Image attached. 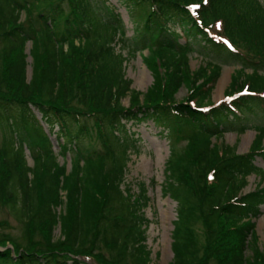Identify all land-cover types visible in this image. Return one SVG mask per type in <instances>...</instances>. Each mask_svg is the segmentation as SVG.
<instances>
[{
    "label": "trees",
    "instance_id": "trees-1",
    "mask_svg": "<svg viewBox=\"0 0 264 264\" xmlns=\"http://www.w3.org/2000/svg\"><path fill=\"white\" fill-rule=\"evenodd\" d=\"M101 1L102 7L94 0H0V209L22 224L25 237L22 244L0 233V264H151L147 186L135 193L126 183L137 141L127 123L145 120L168 124L177 141H187L183 151L171 149L165 169L163 189L177 202L171 264H264L256 235L264 170L255 164L264 157V126L246 153L219 142L230 129L248 128L236 121L264 113L263 1L124 0L136 39L126 37L116 8ZM30 39H40L43 50L35 52L38 72L28 80ZM130 39L134 50L148 48L154 57L156 82L143 98L126 76L123 47ZM198 39L242 64L220 103L212 94L223 64L208 60L193 69ZM184 84L189 94L178 101ZM45 124L60 151L74 158L72 172L59 161ZM252 174L261 181L244 193ZM62 190L70 205L65 238L55 240Z\"/></svg>",
    "mask_w": 264,
    "mask_h": 264
},
{
    "label": "rangeland",
    "instance_id": "rangeland-1",
    "mask_svg": "<svg viewBox=\"0 0 264 264\" xmlns=\"http://www.w3.org/2000/svg\"><path fill=\"white\" fill-rule=\"evenodd\" d=\"M96 1L100 7L103 2L101 0ZM106 3L113 5L116 8V12L123 18L126 27V37L139 38V30L135 22L130 19L131 8L127 6L124 0H106ZM264 3V0H262ZM112 6V7H113ZM100 12L105 13L106 18L110 15L109 11L104 8V11L100 9ZM21 20L25 22L26 26V14L23 13ZM135 31L137 33H135ZM180 41H184L183 37H180ZM129 46L123 47V53L128 56V62L126 67V76L132 80L131 88L140 93V97L143 96L153 87L156 82L154 75V67L151 61L153 55H151L148 48L146 49H133L134 41L131 39L128 41ZM193 51L191 52V66L193 69L197 68L201 63L208 60L213 62L222 63V73L214 87L212 94V101L218 103L226 96V92L232 80V75L236 74L242 64L231 59H223L221 55H217L212 46L207 47L203 41H192ZM120 48V45H117ZM42 45L40 39L34 42V40H28L26 44L27 53V78L31 80L37 74L38 60L35 57L36 53L42 52ZM151 55V56H150ZM150 63V64H149ZM247 72H251V68H246ZM143 72L146 74L143 76ZM189 85L184 84L178 93L176 94L177 100H183L189 94ZM123 104L130 106V94L123 99ZM244 123L247 125V129L244 132H238L237 130H228L219 142H226L230 145H237L238 153H246L250 150L251 144L255 139L257 129L259 126H264V113L258 114L250 113L248 118H245L243 122L236 121V126ZM128 135L134 136L137 140L135 142V148L131 150L132 160L129 162V169L126 173V183H129L133 189V192L138 193L139 187L142 183L147 186V194L149 196V203L144 208V214L148 219V231L147 241L151 250V264H171L174 259V251L172 249L173 243V230L174 221L177 219V202L174 201L169 195L166 194L163 186L166 180V165L170 157L171 149L177 151H183L186 147V140H176L175 134L168 124L155 123L153 120L141 121L138 124L127 123ZM57 129V128H56ZM45 130L50 134V138L54 144V150L59 153V161L62 164H66L67 172H72L75 169V161L72 158L70 152L62 153L58 145V138L54 133H50L49 126L45 124ZM3 128L0 126V140L3 136ZM42 139V138H41ZM62 140V139H61ZM88 140H85L87 143ZM214 141H216L214 139ZM93 147H99V141H92ZM28 146L33 149V144L28 141ZM27 151V156L30 164H33V157L30 150ZM74 157V155H73ZM83 164V161H80ZM255 164L264 170V157L257 156ZM260 176L252 174L248 176V184L243 189L244 193L253 191L260 183ZM264 187V181L262 183ZM61 204L57 207L58 221L54 226L53 237L55 240H64L65 229L67 226V217L69 212V199L68 190H62ZM262 212L256 219V235L259 247L264 250V205L261 207ZM0 233H7L10 236L16 238L22 244L25 243V237L23 232V226L16 221L10 212L3 208L0 209ZM196 236L200 241V244H204L205 235L204 228L201 222L196 225ZM14 251V250H13ZM252 255L250 247L246 249V256ZM216 264V263H213Z\"/></svg>",
    "mask_w": 264,
    "mask_h": 264
},
{
    "label": "water",
    "instance_id": "water-1",
    "mask_svg": "<svg viewBox=\"0 0 264 264\" xmlns=\"http://www.w3.org/2000/svg\"><path fill=\"white\" fill-rule=\"evenodd\" d=\"M5 248L0 247V250H4Z\"/></svg>",
    "mask_w": 264,
    "mask_h": 264
},
{
    "label": "bare ground",
    "instance_id": "bare-ground-1",
    "mask_svg": "<svg viewBox=\"0 0 264 264\" xmlns=\"http://www.w3.org/2000/svg\"><path fill=\"white\" fill-rule=\"evenodd\" d=\"M145 75H146V74L143 72V76H144V77H145Z\"/></svg>",
    "mask_w": 264,
    "mask_h": 264
}]
</instances>
